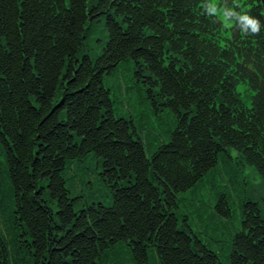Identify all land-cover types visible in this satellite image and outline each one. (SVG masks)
Masks as SVG:
<instances>
[{"label":"trees","instance_id":"1","mask_svg":"<svg viewBox=\"0 0 264 264\" xmlns=\"http://www.w3.org/2000/svg\"><path fill=\"white\" fill-rule=\"evenodd\" d=\"M225 7L259 35H227L210 0H0V264H264V6ZM122 62L172 114L166 135L114 112ZM95 157L111 199L77 207L68 174ZM198 186L224 216L243 193L227 262L179 211Z\"/></svg>","mask_w":264,"mask_h":264},{"label":"rangeland","instance_id":"2","mask_svg":"<svg viewBox=\"0 0 264 264\" xmlns=\"http://www.w3.org/2000/svg\"><path fill=\"white\" fill-rule=\"evenodd\" d=\"M215 12L224 21V26L227 28L226 34H231L232 23L227 24L225 2L228 0H210ZM235 1V0H234ZM105 19L103 18L94 25L92 30L91 40L98 34H107ZM93 47L97 46L94 41L91 42ZM97 53L100 50L96 51ZM129 62H122L119 68L111 75L105 77V84L111 90L113 98V109L117 114H122L124 117L132 119L144 137L149 133H164L166 129L172 126L173 116L168 114V109L160 107V111L154 108L151 98L147 97L145 91V83L142 76H137ZM239 91L242 97L250 104L249 92L245 91L243 85L239 86ZM153 144L148 146V152L154 149L158 142L154 140ZM102 169L98 167V159L89 158L82 159L79 162V167L71 170L68 174L69 179L67 186L71 191V195L77 198V207H87L98 202L109 203L111 199V187L106 185L103 177L100 174ZM259 177H253V181L257 182ZM215 189L213 186H198L195 190H188L179 193V211L188 216L189 227L199 234L205 243L213 250L221 253L222 259L227 262V256L230 252L229 245L233 234L242 225V207L241 193L238 190L231 188L228 199L230 206V215L224 216L216 209L217 203L215 198ZM255 200H257L255 198ZM56 208V205L53 206ZM125 264H134L131 259L130 252H127L123 257ZM153 261V260H151ZM114 261H106L104 264H113ZM121 264V263H118Z\"/></svg>","mask_w":264,"mask_h":264},{"label":"clouds","instance_id":"3","mask_svg":"<svg viewBox=\"0 0 264 264\" xmlns=\"http://www.w3.org/2000/svg\"><path fill=\"white\" fill-rule=\"evenodd\" d=\"M213 11H215V9H213ZM234 15L238 17V19L226 20L227 24L235 22L236 25H239V29L243 34L259 35L261 23L258 18L252 16L248 12H237Z\"/></svg>","mask_w":264,"mask_h":264},{"label":"water","instance_id":"4","mask_svg":"<svg viewBox=\"0 0 264 264\" xmlns=\"http://www.w3.org/2000/svg\"><path fill=\"white\" fill-rule=\"evenodd\" d=\"M263 4H264V0H262Z\"/></svg>","mask_w":264,"mask_h":264}]
</instances>
